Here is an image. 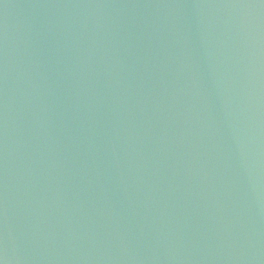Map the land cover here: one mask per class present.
I'll list each match as a JSON object with an SVG mask.
<instances>
[{"label":"water","instance_id":"1","mask_svg":"<svg viewBox=\"0 0 264 264\" xmlns=\"http://www.w3.org/2000/svg\"><path fill=\"white\" fill-rule=\"evenodd\" d=\"M0 264H264V0H0Z\"/></svg>","mask_w":264,"mask_h":264}]
</instances>
